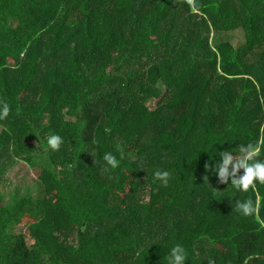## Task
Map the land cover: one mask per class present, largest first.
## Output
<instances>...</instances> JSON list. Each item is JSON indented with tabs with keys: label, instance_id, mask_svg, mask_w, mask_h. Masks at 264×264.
Segmentation results:
<instances>
[{
	"label": "trees",
	"instance_id": "16d2710c",
	"mask_svg": "<svg viewBox=\"0 0 264 264\" xmlns=\"http://www.w3.org/2000/svg\"><path fill=\"white\" fill-rule=\"evenodd\" d=\"M0 101V264H264V184L214 172L264 139V0H0ZM38 155V194L5 193Z\"/></svg>",
	"mask_w": 264,
	"mask_h": 264
},
{
	"label": "clouds",
	"instance_id": "9594fccd",
	"mask_svg": "<svg viewBox=\"0 0 264 264\" xmlns=\"http://www.w3.org/2000/svg\"><path fill=\"white\" fill-rule=\"evenodd\" d=\"M190 4L194 0H188ZM11 113V107L7 101H0V121L5 120ZM19 114V113H17ZM47 144L53 151H59L63 144V138L59 135L52 134L47 138ZM264 150V139H260L255 143L240 145L238 147V155H233L230 151L219 153L220 161L215 165V175L218 177L220 184H228L231 181V186L238 191L248 192L255 191L257 182L264 184V160L258 157ZM123 155V150L120 149ZM103 160L111 168L115 169L120 166V161L112 153H105ZM109 168H104L102 171L107 172ZM212 170L209 164H205V171ZM242 170V174L241 173ZM171 173L168 171L157 170L154 173V178L161 181L164 186H167ZM204 183H208V176L203 177ZM258 203L254 204L253 200L236 201L234 211L241 213L243 216H254L258 211ZM259 227L264 229V221L259 222ZM167 264H185L187 259L186 250L179 244L175 245L169 255L166 257ZM208 264H215V261L210 259Z\"/></svg>",
	"mask_w": 264,
	"mask_h": 264
},
{
	"label": "rangeland",
	"instance_id": "374dc122",
	"mask_svg": "<svg viewBox=\"0 0 264 264\" xmlns=\"http://www.w3.org/2000/svg\"><path fill=\"white\" fill-rule=\"evenodd\" d=\"M228 41L236 48L242 46L245 43V36L242 32L230 33L228 36ZM36 168L30 167L28 164L20 162L17 163L9 173H7V179H5V193L7 191L13 190L14 186L20 187L18 191V198L23 196H36L39 192L38 175L41 170L46 168L49 164V158L45 155H38L35 157ZM4 183V182H3ZM11 199V198H10ZM9 194L5 196V204L10 202ZM56 203L55 195H50L47 199V204L53 207ZM28 221L24 222L16 228V231L25 233L28 239H31L28 235ZM2 231V226L0 225V232ZM34 244V242L31 241Z\"/></svg>",
	"mask_w": 264,
	"mask_h": 264
}]
</instances>
